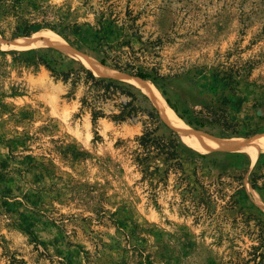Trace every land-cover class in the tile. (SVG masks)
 <instances>
[{"label":"rangeland","instance_id":"374dc122","mask_svg":"<svg viewBox=\"0 0 264 264\" xmlns=\"http://www.w3.org/2000/svg\"><path fill=\"white\" fill-rule=\"evenodd\" d=\"M40 1L70 8L79 23L95 26L91 37L102 16L118 20L119 37L131 14L141 38L128 35L133 49L124 50L135 73L160 74L171 79L170 85L207 86L216 84L221 71H240L248 76L230 95L243 105L237 116L255 120L264 114V107L254 108L264 101V0ZM14 23L0 21L5 31L0 34V264H253L250 254L264 245V225L246 221L238 206L224 207L244 186L240 207L255 205L264 220L262 181L260 190L251 185L252 173H264V152L256 159L245 152L200 153L157 109L160 133L175 131L185 158L194 160L187 162L188 172L203 165L207 183H225L226 197L217 200L216 215L207 216L184 210L189 202L183 204L172 186L155 196L132 160L142 122L116 123L108 117L126 98L92 104L103 92L90 72L104 77L86 61L103 65L105 58L94 43L72 45L45 27L30 37H13ZM48 37L62 39L71 52L45 43ZM23 38L36 45L16 49ZM44 61L59 74L69 73L67 80ZM104 66L124 74L107 79L129 85L157 108L129 79L137 76L116 69L111 59ZM149 80L163 95L160 84ZM94 110L106 116L95 119ZM193 130L216 140L264 139V132L222 138ZM225 156L234 167L210 166V160Z\"/></svg>","mask_w":264,"mask_h":264},{"label":"trees","instance_id":"16d2710c","mask_svg":"<svg viewBox=\"0 0 264 264\" xmlns=\"http://www.w3.org/2000/svg\"><path fill=\"white\" fill-rule=\"evenodd\" d=\"M70 8L46 6L40 0H0V21L14 19L13 37H30L38 27H45L54 33L61 35L72 45H81L85 42H93L94 49L105 58L101 60L104 65L106 59L114 62V67L120 71L129 72L142 79L153 78L159 83L162 93L169 106L176 114L195 130L206 131L211 135L222 138L232 137H252L264 132V114L252 119L250 115L239 118L237 115L243 110V105L234 101L230 95L239 91L242 82L241 77L248 76L240 71L219 72L215 85H170L171 79L157 74L155 77L149 72L135 73V65L131 58L127 57L124 50L127 47L133 49L131 42L125 38H141L137 27L136 18L129 15L128 21L122 24V31L117 36L114 27H118L117 19H106L104 16L98 22V29L95 34L89 36V31L93 29L90 23L81 24ZM0 34L5 36V31L0 27ZM34 54H38L35 52ZM125 56L127 57L124 62ZM26 61V59H24ZM45 65L56 75L65 76L67 80L69 73H57V70L49 63ZM90 75L95 82L97 91H102V95H97L93 100L96 107L100 100H116L125 97L116 105L117 113H112L108 117L116 123L140 121L143 124V133L136 138V147L131 149L133 164L142 175V181H150L153 191L157 196L161 191H167L173 187L182 203L189 204L184 206V210L207 216L216 215L217 200L226 197L225 183L216 180L207 183L204 176L200 173L203 165L198 164L191 173L187 170V162L191 159L185 158V152L179 135L169 129L165 133H160L162 122L157 108L151 106L147 96L140 97L131 90L129 85H124L119 81L107 78H96L91 72ZM173 80V79H172ZM87 103V101H83ZM264 107V101L255 103L254 108ZM236 109V110H235ZM95 119L105 117L103 111H93ZM205 162L208 161L206 155H199ZM194 162V160H191ZM210 166L219 169L234 167L229 157L216 158L209 161ZM222 177H219L221 179ZM242 180V179H241ZM171 181L173 183L171 184ZM264 187V173L255 172L251 175V185L254 189L260 190ZM243 186V184H241ZM246 192L245 187L236 190L231 196L229 204L225 210L233 211L239 207L246 218V221L256 219L264 225L262 213L258 212L255 205H243L240 207L241 196ZM264 229V227H263ZM251 259L248 263L264 264V245L253 247L250 254Z\"/></svg>","mask_w":264,"mask_h":264},{"label":"bare ground","instance_id":"6f19581e","mask_svg":"<svg viewBox=\"0 0 264 264\" xmlns=\"http://www.w3.org/2000/svg\"><path fill=\"white\" fill-rule=\"evenodd\" d=\"M45 43L58 47L64 51L71 52L68 45L62 39L56 37L45 38ZM36 45V41L32 38H23L14 44L16 49H29ZM89 68L96 76L104 78H121L124 74L107 68L97 62L87 60ZM131 82L149 95L156 104L157 109L165 121L170 123L176 129L182 138L195 150L200 153H209L212 151L224 150L228 152H245L251 158L256 159L260 152H264V139L253 140H216L208 136L201 135L200 132L194 130L169 106L164 96L157 90L154 84L149 79L139 77H130Z\"/></svg>","mask_w":264,"mask_h":264},{"label":"water","instance_id":"95a60500","mask_svg":"<svg viewBox=\"0 0 264 264\" xmlns=\"http://www.w3.org/2000/svg\"><path fill=\"white\" fill-rule=\"evenodd\" d=\"M161 115V114H160ZM162 117V116H161Z\"/></svg>","mask_w":264,"mask_h":264}]
</instances>
